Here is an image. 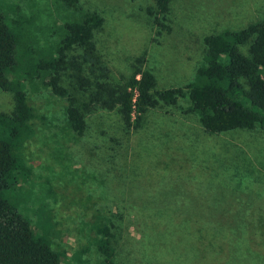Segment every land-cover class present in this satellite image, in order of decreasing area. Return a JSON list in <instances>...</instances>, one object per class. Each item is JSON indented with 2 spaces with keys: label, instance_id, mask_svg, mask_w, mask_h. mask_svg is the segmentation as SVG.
<instances>
[{
  "label": "rangeland",
  "instance_id": "rangeland-1",
  "mask_svg": "<svg viewBox=\"0 0 264 264\" xmlns=\"http://www.w3.org/2000/svg\"><path fill=\"white\" fill-rule=\"evenodd\" d=\"M78 1L104 18L94 41L108 81L125 82L140 58L159 90L191 80L205 35L264 16V0H171V29L157 35L146 12L154 0ZM64 9L56 0H0L6 21L29 26L32 48L58 40ZM70 72L60 84L86 100L93 89L79 90ZM10 76L22 82L35 117L21 148L30 176H17L3 195L38 233L48 215L62 264H107L106 246L110 264H264L263 129L204 132L184 88L175 104L149 108L138 128L98 107L78 135L66 123L68 101L46 83L49 72ZM13 103L0 89V112ZM95 219L113 236L97 233Z\"/></svg>",
  "mask_w": 264,
  "mask_h": 264
},
{
  "label": "trees",
  "instance_id": "trees-1",
  "mask_svg": "<svg viewBox=\"0 0 264 264\" xmlns=\"http://www.w3.org/2000/svg\"><path fill=\"white\" fill-rule=\"evenodd\" d=\"M56 1L68 14L62 21V33L55 43L37 48L29 45V26L18 21L10 23L0 13V89L10 92L14 102L10 112H0V264H62L65 254L51 247L52 224L48 215L42 230L45 232L38 233L31 221L3 195L17 176L23 180L30 176L31 169L21 148L29 137L30 121L35 117L22 82L12 79L11 71L19 69L31 75L49 72L46 83L55 95L68 101L66 123L78 135L85 131L86 115L98 107L116 110L127 128H138L149 108L160 103L175 104L184 95V88L190 102L187 111L196 115L204 132L264 130V16L239 30L224 29L205 35L204 62L191 80L185 86L159 90L152 71L139 66L140 58L125 82H109L108 69L94 41V33L102 28L104 18L83 8L78 0ZM170 1L154 0L146 7L157 35L171 29ZM75 48L80 53L68 56ZM67 70L71 71L69 74L79 90L93 89L86 100L79 101L60 84ZM93 226L102 237L113 236L109 226L100 225L96 219ZM106 247L101 249L110 264L112 252L110 246Z\"/></svg>",
  "mask_w": 264,
  "mask_h": 264
}]
</instances>
